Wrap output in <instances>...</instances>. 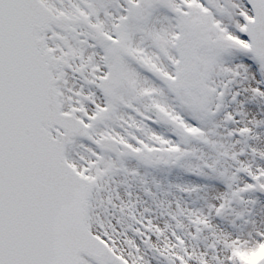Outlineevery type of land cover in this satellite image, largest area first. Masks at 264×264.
<instances>
[{
  "label": "snow or ice",
  "instance_id": "6c2138e0",
  "mask_svg": "<svg viewBox=\"0 0 264 264\" xmlns=\"http://www.w3.org/2000/svg\"><path fill=\"white\" fill-rule=\"evenodd\" d=\"M261 253L264 0H0V264Z\"/></svg>",
  "mask_w": 264,
  "mask_h": 264
},
{
  "label": "rangeland",
  "instance_id": "374dc122",
  "mask_svg": "<svg viewBox=\"0 0 264 264\" xmlns=\"http://www.w3.org/2000/svg\"><path fill=\"white\" fill-rule=\"evenodd\" d=\"M263 253H261V254H258V255H262ZM258 258V257H257Z\"/></svg>",
  "mask_w": 264,
  "mask_h": 264
}]
</instances>
